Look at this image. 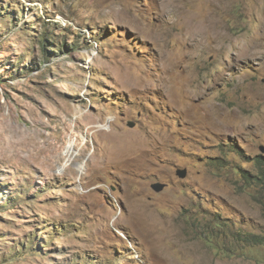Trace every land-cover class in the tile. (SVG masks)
Returning <instances> with one entry per match:
<instances>
[{
    "label": "rangeland",
    "instance_id": "rangeland-1",
    "mask_svg": "<svg viewBox=\"0 0 264 264\" xmlns=\"http://www.w3.org/2000/svg\"><path fill=\"white\" fill-rule=\"evenodd\" d=\"M258 157L264 0H0V264H264Z\"/></svg>",
    "mask_w": 264,
    "mask_h": 264
},
{
    "label": "trees",
    "instance_id": "trees-1",
    "mask_svg": "<svg viewBox=\"0 0 264 264\" xmlns=\"http://www.w3.org/2000/svg\"><path fill=\"white\" fill-rule=\"evenodd\" d=\"M256 164H257V168H258V172H259V176H253L251 174H249L248 172H242V178L244 179L245 182L250 183L249 185H254L256 184L254 182V180H257L260 183V186H264V157H258L256 160ZM213 223L216 224L215 227H220L219 225H221V223L217 222V221H213ZM237 233H239V237H241V235H244L246 237V239L244 240L245 244H247L250 248L255 247L259 244H264L263 241H260L261 239L258 238L256 235H248L243 233L242 230H239ZM250 236V238H249ZM240 238H237V241L240 242Z\"/></svg>",
    "mask_w": 264,
    "mask_h": 264
},
{
    "label": "water",
    "instance_id": "water-1",
    "mask_svg": "<svg viewBox=\"0 0 264 264\" xmlns=\"http://www.w3.org/2000/svg\"><path fill=\"white\" fill-rule=\"evenodd\" d=\"M129 127H134V124L130 123L128 125ZM178 176L181 177V178H184L186 176V171L185 170H180L178 171ZM153 186V189L156 191V192H159L163 189V185L159 184V183H155Z\"/></svg>",
    "mask_w": 264,
    "mask_h": 264
},
{
    "label": "bare ground",
    "instance_id": "bare-ground-1",
    "mask_svg": "<svg viewBox=\"0 0 264 264\" xmlns=\"http://www.w3.org/2000/svg\"><path fill=\"white\" fill-rule=\"evenodd\" d=\"M70 150H71V149H69V150L67 151V154L69 155L67 161H70V159H72L71 156H73V155L70 153Z\"/></svg>",
    "mask_w": 264,
    "mask_h": 264
}]
</instances>
